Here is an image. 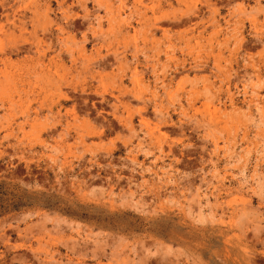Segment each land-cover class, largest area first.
<instances>
[{
    "label": "rangeland",
    "instance_id": "obj_1",
    "mask_svg": "<svg viewBox=\"0 0 264 264\" xmlns=\"http://www.w3.org/2000/svg\"><path fill=\"white\" fill-rule=\"evenodd\" d=\"M0 264H264V0H0Z\"/></svg>",
    "mask_w": 264,
    "mask_h": 264
}]
</instances>
